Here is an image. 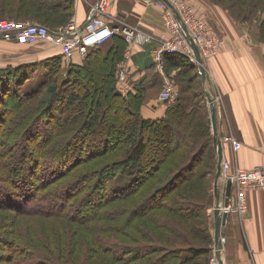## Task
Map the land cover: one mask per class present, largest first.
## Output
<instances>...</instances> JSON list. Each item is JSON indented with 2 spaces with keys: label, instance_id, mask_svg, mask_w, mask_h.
Returning <instances> with one entry per match:
<instances>
[{
  "label": "trees",
  "instance_id": "16d2710c",
  "mask_svg": "<svg viewBox=\"0 0 264 264\" xmlns=\"http://www.w3.org/2000/svg\"><path fill=\"white\" fill-rule=\"evenodd\" d=\"M19 2L17 11L13 12L16 19H9L36 20L54 29L58 28V25L70 21L73 15V0H19ZM215 2L218 3L217 0ZM10 6L11 2H0V18H4V11H7ZM252 7L248 13H244V17L253 10L256 12L264 8V0L253 4ZM9 12L7 11L8 14H10ZM261 27H263V31L260 32L264 37V17L261 19ZM111 39H114L115 43L109 50L105 51L102 46L91 48L82 63H70L66 69L63 68V54L46 59V61L51 60L52 62V66L49 65L48 68L52 72L54 70L55 81L59 80V73L62 72L60 85L63 86L61 89L58 87L60 85L47 87L50 95L49 101L43 100V103L37 105L33 112L26 109L27 102L33 99L37 92H23L21 90L22 83L18 82V79L25 74L20 73L19 75L17 67L12 70L0 68V182L2 183L0 184V197H8L9 200V202L0 200L3 202L0 203V209L5 210L3 204L8 203L14 213L62 217L68 221V226L72 229L73 224L79 225L80 232L77 235L73 232V245L70 238L65 239V236L57 240L48 237L44 242L49 246L50 243L54 245V249L50 246L53 252L60 246L64 247V251L73 258L72 264H85L86 260L89 261L84 253L86 250L84 243H88L89 238L86 236L88 234L83 233V228L94 234L90 238L89 249L91 251L94 250L98 254L106 253L110 257L112 255L116 260V262L106 260L107 264H211L209 263V254L212 248L209 245L213 240V232L209 222L200 224L199 215L200 212L208 214V211L204 205L192 201L180 192L182 187L188 188V190L197 189V181L200 180L199 174L208 164L204 163L205 154H209L212 165L208 166L206 170L213 172V169H217L218 162L215 163L217 151L210 118L194 122L197 117L194 98L200 102L198 97H192L193 100L190 104L185 103L182 106L180 102H177L167 115L160 119L145 118L141 112L144 98L142 90L138 89L136 93L126 94L119 88L118 65L123 59L127 42L124 37L122 38L118 34ZM164 61L171 62L173 66L195 67V64L189 59L179 54H165ZM13 77L17 80L16 82L12 80ZM192 77L193 75L189 73L185 75L184 80H187L188 84L185 88L192 86L190 81ZM57 82L59 83V81ZM195 95L197 96V94ZM5 96L10 98L7 97V99ZM12 98L16 100L11 101ZM115 101H119L124 109L131 108L134 111V118L130 120L126 136L115 144L117 149H120L121 145L120 150L126 148L127 145L128 147L124 149V156L101 162L100 157L108 154L109 149L113 146L108 143L111 139L110 134L106 133L100 136L97 133L106 130H101L102 127H105L106 108L110 106L109 104L113 105ZM37 120L53 125L48 127L49 130L41 140L35 141L38 147L37 151L35 149L34 151L38 154L32 160V168L27 167L29 174L34 175L36 180L29 178L32 194L28 198L22 196V199L17 200L19 191L23 187L21 183L25 184L24 178L27 176L24 178L20 176L19 180L16 179L18 178V168L24 164L22 159L19 161L16 155H13L12 150H21L20 153L24 155L27 151L26 147H31L27 144L30 139L29 132L34 128ZM18 130L20 134L15 137V132ZM83 134L87 139H82V143L103 137L101 140L104 144L100 146L97 140L88 143L92 144L89 145L92 147L83 154L82 151L87 148L86 144L81 147L75 144L77 143L75 140ZM146 135L148 138L154 137L159 140L160 146L157 150L164 152L161 165L159 166L158 163L155 168H151L152 170L146 166L148 163L146 161L148 160L146 159L148 157ZM13 138L14 140H12ZM88 138H90L89 141ZM41 148L45 151L48 149L49 152L45 153L40 150ZM81 149L82 151H80ZM70 152H74L75 156L67 163ZM24 156L27 157V152ZM54 156L59 158L56 160ZM142 160L146 162L145 165ZM41 161L46 162L51 168L54 167L53 175L55 176L42 181L36 179L40 173L35 166L38 167ZM88 163L93 165L89 167ZM85 165L88 167L81 169ZM25 170L26 168H22V171ZM119 173L135 175L134 180L130 182V187L126 190L127 192H120L125 195L98 199L95 202L97 209L94 212L79 216L78 213H81L80 211L85 208L84 204L91 200L90 197L96 191L104 189L109 181ZM165 173L167 179L153 187L151 181L162 177ZM84 174L89 177L81 181L80 177ZM103 179L106 183L101 188ZM144 187L150 189L144 194L146 195L145 200L138 207L139 200L134 201L133 197L138 192H143L141 190ZM33 193L34 197L32 198ZM85 197L89 199L87 201L83 199L84 202H81V199ZM58 199L63 200L62 207L53 210L52 202ZM125 199H127L126 207H115L116 201ZM161 209H165L170 217L161 218L163 215V213H159ZM150 214L152 216L148 221L158 232V235H154V239L151 237L152 235L146 236L149 242L146 240L144 244H140L131 241V245L124 246L102 237L108 233L120 234L125 232L126 228L133 229L138 217L145 215L147 217ZM172 216L191 221L192 238H190L189 231L183 232L176 226ZM141 225L142 228L143 226L147 227L142 223L138 227L141 228ZM200 230L205 236L203 239L207 242L205 246L199 244L200 237L203 236H199ZM4 236L6 238L0 235V241L3 243L0 245V250L4 244L5 247L13 250L9 264H67L69 262V260L60 258L61 262L58 257L51 255L44 248L46 244L42 246L33 240H26L24 237L18 240L13 239L14 237L10 235ZM178 239L183 241L178 243ZM17 242H20L26 249H20L17 245L15 248L14 244ZM113 246L117 247L114 251Z\"/></svg>",
  "mask_w": 264,
  "mask_h": 264
},
{
  "label": "crops",
  "instance_id": "0c3cea01",
  "mask_svg": "<svg viewBox=\"0 0 264 264\" xmlns=\"http://www.w3.org/2000/svg\"><path fill=\"white\" fill-rule=\"evenodd\" d=\"M107 1V17L122 18L156 37L169 38L170 33L164 26L163 8L159 5V0ZM189 1L194 5L198 16L206 17L211 22V7L205 5L204 0ZM96 2L97 0H73L70 21L84 24ZM216 32L223 35L225 43L215 55L206 60V81L199 63L192 62L195 64L194 68H185L164 61L163 67H157L153 59L157 43L151 41L144 45H131V59L127 61L130 82H119V88L126 94L142 90L144 98L141 112L145 118L150 119L165 117L177 102L182 106L190 104L192 97H198L200 102L194 98L196 115L200 117L201 110L206 111L214 137L212 106L206 95V92L212 91L218 112V132L223 156L243 167H252L264 162V42L249 41L241 31ZM116 34L123 38L121 33ZM114 43V39H109L101 46L107 51ZM60 54L62 50L59 46L45 41L24 44L0 38V68L8 67V64L35 63ZM83 58L76 52L70 62L82 63ZM187 73L192 74L194 79H190L192 86L189 89L184 85L187 84V80H184ZM167 84L180 91L177 98L162 100L160 93ZM196 121L198 118L194 122ZM229 134L242 141V147L237 153L233 151L231 143L225 140ZM222 184L218 187V192L223 204L228 184ZM232 194L233 187L230 195ZM247 200V212L243 215L235 211L228 213L226 224L222 228L226 237L222 249L223 264H264V189H248ZM214 206L215 204L212 207ZM212 207L209 208V214L212 216L211 226L214 229Z\"/></svg>",
  "mask_w": 264,
  "mask_h": 264
},
{
  "label": "rangeland",
  "instance_id": "374dc122",
  "mask_svg": "<svg viewBox=\"0 0 264 264\" xmlns=\"http://www.w3.org/2000/svg\"><path fill=\"white\" fill-rule=\"evenodd\" d=\"M169 1H170V4H168V5L171 7H174V4H172L171 0H169ZM204 1H205V5H209L211 7L212 19L209 16L210 21H211L210 23L215 28L216 31H218V32L219 31H241L242 33H244L246 35V38L249 41H253L255 43L264 42V37L262 36V34L260 32V31H263V27H261V19L264 17V8H261L260 10H257L256 12H255V10H253V12L249 13L248 16H245V17L243 16L244 13H248L250 11V9L253 8L252 7L253 4L259 3L262 0H241V1L240 0H217L218 3H216L215 0H204ZM237 1H240V2H237ZM0 2L1 3H10L11 2V6L8 7V9H7V11H10L9 13L11 15L14 14L13 12L17 11V9L20 5L19 0H0ZM244 2H246V3H244ZM234 3H236V4L234 5ZM4 9H5V7H4ZM7 11H4V18H0V21L3 19H7V18L8 19L9 18H15L14 15L11 16L10 14L7 13ZM17 20H20V19H17ZM21 21H23V20H21ZM24 21L39 22L36 20H29V19L24 20ZM68 21L66 23L64 22V23L58 25L57 27L65 25V24L70 22V21L69 22ZM219 34H220L219 36L224 40L225 38L223 37V35L220 32H219ZM39 42H37V43H39ZM141 45H144V44H141ZM127 49H128V47H127ZM127 49H126V51H127ZM70 63H71L70 61H67L63 58V68L66 69L70 65ZM49 65L52 66L51 60L50 61L41 60V61H37L35 63L27 62V63H23V64L22 63L13 64V65L8 64V67L4 68V69L10 68V70H12V69L17 67L19 70V71H17V72H19L18 73L19 75H20V73H22L23 75L25 74L22 78L18 79V82L22 83L21 90L25 93L37 92V95L33 99H31L30 101L27 102V108H26L27 110H31L33 112V110L36 109L37 105L43 103V100L49 101L50 95L48 93L49 91H48L47 87H49L50 85H57V86L60 85L62 72L59 73V80H57V81H59V83H58L57 81H55L56 79H54V75H53L54 70L52 72V70L48 68ZM12 80H14V82L17 81V80H15V77H13ZM184 85H188V84H184ZM62 86L63 85H60L58 87H60V89H61ZM13 93H14V91H13ZM5 97L10 98L9 96H5ZM14 100H16V99L15 98L11 99V101H14ZM109 105L110 106H108V108H106L107 113H105V115H104V118H105L104 119V126L105 127L101 128V130H104V129H106V130L103 132L102 131L98 132L97 135L102 136L106 133L108 135L110 134L111 139L109 137L110 140L108 141V143H110L113 147L111 149H109L110 152L108 154H106L105 156H102L103 158L100 157L101 162L111 161L114 158H117V157L119 158V157L124 156V154H125L124 149H126L128 147V145L126 148H123L122 150H120L121 145L119 147L120 149H117V148H115L116 147L115 144L118 141L119 142L122 141V137L126 136L129 124L131 123L130 120H131V118H134V111L131 108L124 109L119 101H115L113 103V105L112 104H109ZM211 106H212V104H211ZM207 117H208L207 113L203 109V110H201L200 117H196V118H198V121H200V120L205 119ZM52 125L53 124H51V125L45 124V122L42 120L36 121L34 128L32 130H30V132H29L30 139L28 140L27 144L30 145L31 147L30 148L26 147L27 151H25V154H24V155H26V152H27V157H25L23 154L20 153V152H22L21 150L20 151L18 149H15V151L12 150L13 155L15 154L16 158L19 161H20V159H22L21 161L24 164L21 168H18V170H19L18 176H17L18 178H16V179L19 180L20 176L22 178H24V176H27L26 178H24L25 184L21 183V184H23V187L19 191L17 200L22 199V196L23 197L25 196L28 198L32 194V189L30 188L31 182H30L29 178L31 177L32 180H35V177H33L34 175L29 174L27 167L32 168V164H31L32 160L34 159L35 155L38 154L36 152L37 151L36 148L38 147V144L36 142L41 140L44 137L46 131L49 130L48 127H51ZM19 134L20 133L18 130L17 132H15V137L18 136ZM14 138L12 140H14ZM101 138H103V137H101ZM101 138L100 137L97 139L93 138L95 140H91V141H89L90 138H88L89 142H86L85 140H83L85 142L82 143L81 142L82 139H87V137H85V134H83L82 136L80 135L75 140L77 143H75V142L74 143L77 144L79 147L86 144L87 148L84 149L83 151H82V149L80 150L84 154L88 148L90 149L92 147V146H89L92 144H88V143H93V141L97 140V143L100 144V146H102L104 143L102 142ZM24 141H25V139H24ZM158 141L159 140L154 139V137H152V138L151 137L148 138V136L146 137V143L148 144V149H147L148 157L146 158V159H148V160H146L148 163L146 166L150 170H152L153 167L155 168L158 165V163L160 166L162 163L161 158L164 156L163 151L159 152L157 150L158 147L160 146V142H158ZM105 146H107V145L105 144ZM34 149L36 151H34ZM17 150H18V152H17ZM40 150L45 151L42 148ZM48 152L49 151L47 149L45 151V153H48ZM211 155H212V153H211ZM74 156H75V153L70 152V154L67 157V159H68L67 163H68V161H71L74 158ZM58 158H59L58 156L55 157L56 160ZM25 159H26V162H25ZM144 159H145V157H144ZM203 159H204V163H208V164H207V166H204L205 167V168H203L204 170H201V172L199 174L200 180L197 181V189L196 190H194V189L188 190V188L182 187L180 192L182 194L184 193L183 195L189 197L190 199H192V201L194 200L197 203L204 205L205 208L207 209L206 211H208V214H206L205 212H200V214H199L200 218H201L200 224H206V222H209V225L212 229L213 240L211 242V245H209V247L212 248L211 252L209 254V263L214 264L213 258L215 256V239H214V229L211 226L212 216H210V214H209V208H211L213 206V204L216 203L215 202L216 201L215 178H216L217 169L216 170L213 169L212 170L213 172H209L208 170H206V168L211 165L209 154L208 155L205 154V157ZM218 160H219V157L217 154L215 157V163L218 162ZM142 162H145V161L142 160ZM163 162H164V160H163ZM145 164H146V162L144 163V165ZM88 165L90 167L93 164L88 163ZM88 165L82 166L81 169L88 167ZM35 167H36V170H38L40 173L38 176H36V179L38 181H42L43 179H47V178H50L51 176L52 177L55 176V175H53L55 173L53 171L54 167L53 166H52V168L49 167V165L44 161H41V163L38 165V167L37 166H35ZM119 167H120V165H119ZM22 168H26V170L22 171ZM41 173H42V175H41ZM157 176H158V174H157ZM166 176H167V174L165 173V175H163L162 177L152 180L151 181L152 186L153 185L156 186L157 184H160L162 181L166 180L167 179ZM88 177H89L88 175L84 174V175H81L80 178H81V181H83V180L87 179ZM134 178H135V175H128V174H124V173L117 174L116 176H114L109 181V183L107 184V186L104 189H101V191L100 190L96 191L90 197L91 200L88 201L89 203L87 202L84 204L85 208L83 210H81L80 211L81 213H78V215L79 216L88 215V214L94 212L97 209L95 202L98 199H101V198L103 199L105 197L110 198V197H113L116 195H125V193H120V192H127L126 190L130 187V182L132 180H134ZM222 182H224V180L221 178L219 183H218V185H219L218 187L223 185ZM101 183H103L101 186V188H102V187H104L106 181H104V179H103V180H101ZM0 184H2V183L0 182ZM75 184H77V183H75ZM90 185H91V182H90ZM149 186H151V185L149 184ZM97 189H100V188H97ZM149 189L150 188L144 187V189L141 190L143 192L140 191L141 193L138 192L135 195V197H133L134 201L139 200V202L137 203L138 207H139L140 203H142L145 200L146 195H144V194L147 191H149ZM218 190H219V188H218ZM33 197H34V193H33L32 198ZM83 199H85L87 201L89 198H87V197L82 198L81 202L82 201L84 202ZM127 199L122 200V201H116L114 203L115 207H123V208L126 207ZM0 200L9 202L8 197H4V196H1ZM23 201L26 202L25 200H23ZM62 202H63L62 199H58V200L53 201L52 202L54 205L53 210L61 208L62 204H63ZM0 203H3V202H0ZM3 205L5 207V210L0 209V235L3 237H5L4 235H10L11 237H14L13 239H18V240L21 237L22 238L24 237V239H26V240H33L35 243L41 244L43 246L46 244L44 242L46 239H48V237L49 238L51 237L53 240H57V239L65 236V239L70 238L71 244L73 245V243H74L73 232L76 235L80 232V230L78 229L80 227L79 225L73 224L72 225L73 229H72V228H70V226H68V221L62 217L53 216V215L38 216V215H34V214L33 215H22L19 212L14 213V210L10 209L11 206H9L8 203L7 204L4 203ZM46 207H48V206H46ZM144 207H146V206H144ZM212 208H214V207H212ZM130 209H131V207H130ZM139 210H140V208H139ZM160 212L163 213L161 218L167 219L166 216L170 217L165 209H161L159 211V213ZM150 216H152V214L148 215L147 217H146V215L142 216V217H138V220L136 221V224L133 226L134 227L133 229H131V228L127 229L126 228V231L122 232L120 234L116 233V235H114L112 233H108V234L103 235L102 237L108 241L110 240L114 243L123 244L124 246L131 245L130 244L131 241H135V242L140 243V244H144L146 242V240H147V242H149V239L146 238V236L152 235L151 237L154 239V235L155 236L158 235V232L156 230H154V228L150 225V223L148 221ZM172 218H173L176 226L180 230H182L183 232L189 231L190 232V238H192V236H191L192 235L191 234L192 224L190 223L191 221L188 222V220L186 221L185 219H181L178 216L177 217L172 216ZM141 223L146 224L147 227L143 226V228H142V225H141V228H139L138 225ZM83 233L88 234V235H86V234H84V235H86L89 238L88 243H84L85 248H86L84 253H86V257L89 260V261L86 260L85 264H89V262H90V264H107L108 262L106 260H109L111 262H116V260L113 259L112 255L110 257V255H107L106 253L105 254L104 253L98 254L94 250L91 251L89 249V246L91 245L90 238H92L93 237L92 235H94V234L91 233L90 231H88L86 228H83ZM200 235H203L202 230H200L199 236ZM203 237H205V236L203 235L202 237H200L201 239H200L199 244L205 246L207 244V242L205 241V239H203ZM182 241L183 240H179V239L177 240L178 243H180ZM1 243L2 242L0 241V245H1ZM153 243H154V241H153ZM16 245L20 249H23V250L26 249V247L21 245L20 242H17L16 244H14L15 248H16ZM2 246H4V247L1 248L2 251L0 250V264H9V261L13 255V250L11 248L5 247L6 246L5 244ZM50 246L54 249V245H52L50 243ZM50 246H49V244H46L44 246V248H46V250L49 251L51 255L58 257L59 259L63 258L64 260H69L68 263L66 261L65 262L67 264H72L71 261L73 258H72V256L68 255L64 251V247H62L58 244V246H60V247L58 249H56V251L53 252ZM113 247H114L113 251L117 249L116 246H113ZM63 251H64V255H63ZM65 257H68V258H65ZM60 261H61V259H60Z\"/></svg>",
  "mask_w": 264,
  "mask_h": 264
},
{
  "label": "built area",
  "instance_id": "2783aa9c",
  "mask_svg": "<svg viewBox=\"0 0 264 264\" xmlns=\"http://www.w3.org/2000/svg\"><path fill=\"white\" fill-rule=\"evenodd\" d=\"M171 2L174 7L169 6L164 0L158 1L163 8L164 26L170 33L169 38L156 37L122 18L107 17V0L93 4L84 24L73 20L51 29L40 22L3 19L0 21V38L24 44L46 41L59 46L64 59L70 61L74 53L78 52L85 57L91 48L101 46L116 33H121L129 46L118 65V81L121 84H128L130 73L127 61L131 59V45L155 41L157 46L153 51V59L157 67H163L165 54H179L191 62L199 63L192 42L198 46L204 63L225 43L209 20L196 14L195 7L189 0H171ZM179 94L180 91L176 87L167 84L161 90L160 96L162 100H169L177 98ZM225 140L231 143L235 153L242 147V141L232 134L227 135ZM221 178L225 184L231 183L234 190V194L229 196V203L220 204L221 210L228 213L235 211L243 215L248 207V189H264V162L252 167H243L223 156ZM221 240L224 245L226 241L224 234ZM218 262L215 254L213 263Z\"/></svg>",
  "mask_w": 264,
  "mask_h": 264
},
{
  "label": "water",
  "instance_id": "95a60500",
  "mask_svg": "<svg viewBox=\"0 0 264 264\" xmlns=\"http://www.w3.org/2000/svg\"><path fill=\"white\" fill-rule=\"evenodd\" d=\"M100 0H97V4L99 3ZM168 4H170L169 0H164ZM192 47L194 49L195 55L197 57V60L199 62L200 70L203 76L204 81L207 79V70L206 66L204 63V59L199 51V48L196 44L192 42ZM207 97L209 98L211 104H212V109H211V120H212V127H213V133H214V143H215V148L218 153V165H217V173H216V178H215V196H216V203L214 206V239H215V254L218 258V263L217 264H223L222 262V249H223V242L221 240V236L223 234V226L226 224L227 217H228V211H222L220 208L221 199H220V194L218 192V182L221 177V171H222V159H223V151H222V145H221V140L219 138V132H218V112L217 108L214 105V95L212 91L206 92ZM217 189V190H216ZM232 185L231 183H228L227 187V197L225 199V202L223 204L227 205L229 203V196L231 193Z\"/></svg>",
  "mask_w": 264,
  "mask_h": 264
}]
</instances>
